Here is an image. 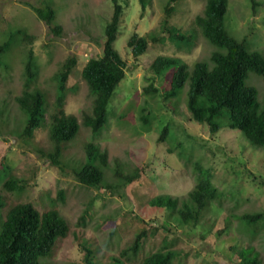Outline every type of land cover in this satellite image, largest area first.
I'll use <instances>...</instances> for the list:
<instances>
[{"label": "rangeland", "instance_id": "rangeland-1", "mask_svg": "<svg viewBox=\"0 0 264 264\" xmlns=\"http://www.w3.org/2000/svg\"><path fill=\"white\" fill-rule=\"evenodd\" d=\"M257 1L253 9L250 0H229L225 26L235 38L245 39L252 50L264 53V0ZM168 2L150 0L142 12L139 0L122 1L124 15L115 48L128 63L126 77L109 105V123L102 134L94 138L91 130L82 126L78 136L64 148L62 162L66 168L61 170L42 154L53 150L49 119L32 140L20 137L25 119L16 98L23 91L27 53L30 48L35 52L40 70L37 85L47 94L48 116L54 111L56 98L53 77L68 57H78V68L68 83L72 91L66 111L81 123L93 106L81 70L88 60L103 54L113 2L0 0V43L17 30L33 37V41L23 42V35H17L12 51L2 60L8 68L0 66V169L1 165L9 166L26 181L27 189L20 196L6 193L1 179L5 173L0 171V190L8 208L25 202L33 203L40 211L57 208L68 222L71 231L57 243L52 257L45 260L47 264H85L82 242L96 248L97 264H109L144 230L148 235L142 241V253L126 264H142L144 257L163 249L176 253L173 264H235L249 249L264 264V222L249 226L240 219L244 214H264V149L251 144L238 130L222 128L212 133L209 126L192 121L186 106L187 90L174 106L170 100L164 102L166 79L153 80L158 96L144 93L154 77L151 65L159 56L178 57L193 67L199 61L209 62L215 50L199 32L191 51L176 48L160 30ZM27 3L52 5L62 34L52 33ZM205 4V0L179 1L170 17L171 25L183 32L194 30V20L203 14ZM134 34H152L162 41L151 43L143 56L135 58L128 47ZM248 84L258 88L264 104V80L250 74ZM143 109L150 112L149 124L143 123ZM165 126L169 135L160 141ZM89 142L109 153V167L100 190L80 184L72 169L84 162ZM196 163L212 171L213 184L222 197L210 204L198 224H183L177 213L152 207L149 201L160 195L187 198L197 183ZM117 164L125 173L140 168L141 179L126 187L118 186ZM86 208L89 212L83 223Z\"/></svg>", "mask_w": 264, "mask_h": 264}, {"label": "trees", "instance_id": "trees-1", "mask_svg": "<svg viewBox=\"0 0 264 264\" xmlns=\"http://www.w3.org/2000/svg\"><path fill=\"white\" fill-rule=\"evenodd\" d=\"M122 1L112 0L114 10L105 29L102 56L88 60L81 70V76L93 97L92 112L84 114L81 123L75 115L66 111L68 95L72 91L68 83L78 68V57H68L53 77L56 83V98L54 111L48 116L47 94L37 85L40 70L35 52L32 48L28 50L24 63L23 91L16 98L25 119L20 137L32 140L49 119V136L53 150L42 154L53 166L61 170L66 168L62 162L64 148L78 136L82 126L90 129L94 138L102 134L109 123V105L126 77L128 63L115 48L124 15ZM179 1L181 0H169L166 5L165 19L160 25L161 32L167 35L179 51L193 49L197 32L201 33L215 50L209 62L199 61L193 67L178 57L159 56L151 65L154 77L145 87L144 93L151 97L158 96L159 91L153 80L166 79V87H162L164 102L166 99L170 100L169 103L174 106V102L187 90L186 106L191 112L192 121L209 126L212 133L222 128L238 130L251 144L264 149V104L258 88L248 84L250 74H256L264 80V53L252 50L245 39L239 40L227 30L225 20L229 0H205L204 12L195 18V28L190 32H183L171 25L170 17ZM250 2L255 9L258 1ZM139 3L142 12H145L150 0H139ZM27 5L52 33L57 36L62 34L63 28L56 23L57 12L52 5ZM17 35H23V42L33 41V37L23 30L13 31L0 43V66L8 68L7 63L2 60L12 51ZM160 41L161 38L156 35L134 34L128 42V47L135 58H140L147 52L151 43ZM2 111L0 109V115ZM142 113L143 123L149 124L150 112L143 109ZM168 135L169 128L165 126L160 141H164ZM108 167V151L95 142H89L85 145L84 162L72 169L80 184L100 190L104 186L105 171ZM0 171L5 173L1 179L4 181L2 188L6 193L20 196L26 191V181L17 177L9 166L1 165ZM141 172L137 167L134 171L125 173L121 164H117L115 176L119 181L118 186L126 187L140 180ZM195 173L197 183L187 198L160 195L151 199L149 204L168 210L172 214L177 213V218L183 224H198L202 214L212 202L221 199L222 193L213 184V174L209 168L196 163ZM60 198L64 201L63 192H60ZM88 212L89 209L86 208L81 217L83 223ZM240 219L246 225L256 226L264 222V214H244ZM70 231L68 222L57 208L40 211L31 202L8 208L6 197L0 190V264H47L45 260L52 257L57 243L65 239ZM147 235L146 230L138 233L132 245L123 249L118 257H113L109 264L135 261L143 251L142 241ZM81 247L85 253V264H97L96 248L88 242H82ZM175 258L174 251L163 249L144 257L142 264H173ZM235 264L263 263L258 254L249 249L241 253V260Z\"/></svg>", "mask_w": 264, "mask_h": 264}]
</instances>
